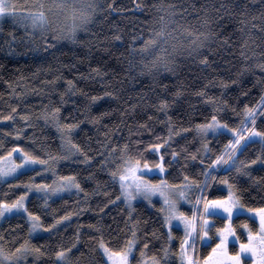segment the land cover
<instances>
[{"label":"snow or ice","instance_id":"obj_1","mask_svg":"<svg viewBox=\"0 0 264 264\" xmlns=\"http://www.w3.org/2000/svg\"><path fill=\"white\" fill-rule=\"evenodd\" d=\"M137 6L143 7L142 4ZM154 7L158 15L149 21L150 26L131 37L130 70L135 69L139 76L153 77L162 70L172 72L177 56L185 52L189 56L196 54L202 63L208 64V56L200 50L207 46L213 34L207 27L212 20L207 16L201 18L204 28L201 30L190 23H178L177 9L165 0H158ZM112 8L113 3H107V9ZM103 12L105 8L99 0H0V19L10 17L16 24L24 26L29 37L43 41L45 50L54 47L58 40H76L81 31L89 32L99 18L98 13ZM246 23V20L241 21L242 25ZM113 38L122 39L119 35ZM15 39L13 35L12 41ZM8 43L11 46V41ZM246 43L241 47L244 48ZM240 55L248 58L245 51H241ZM257 67L264 69V62L258 63ZM68 85L71 88L73 81L69 80ZM13 94L25 95L24 92H16L15 88ZM198 94L205 96L207 102L213 105L210 119L190 124L188 128H177L168 117L167 137L157 136L156 142L149 140L146 147L139 146L144 143L140 139L134 142L129 139L122 144L107 141L103 145L105 151L99 153L102 159L98 164L108 171L109 180L118 185L119 191L115 200L109 197L104 207L122 200L129 209L125 228L130 233L120 246H110L104 238L103 229L106 226L103 223L97 221L88 225L99 233V237L90 236L89 239L96 240V248L92 250H102L101 255L106 257L103 264H175L177 257L179 264H264V197H261L259 206L246 203L240 187L245 182L244 177L252 179L253 183H264V177L253 176L252 168L258 165L264 169V120L257 123V118L264 116V95L253 106L245 105L237 113L239 122L234 123L230 122V118L218 115L225 110L227 101L217 100L204 91ZM177 95L180 93L177 92ZM160 106L162 111H166L168 101L161 100ZM18 107L19 104L9 105L7 114L0 113V121L15 122L18 115L24 121H31L32 114L25 112L21 115L17 112ZM60 113L61 108L49 100V104L42 105L36 117L55 127L60 141L58 150L42 144L39 146L41 151L37 152L32 146L23 144V128L6 133L16 138L10 142V147L0 139V184L12 180L14 183H8V189L18 193L14 197H9L7 193L0 196V220L19 217L27 228L26 235L12 231L7 239L0 233V264H28L29 257L38 259L45 255L54 256L52 264H79L80 257L85 255L83 252L79 256L74 253V250L79 251L80 225H77L74 239L67 246L57 242L56 248L44 249L32 242L33 234L40 231L49 235L58 233V226L70 222L73 215L82 211L79 207L65 211L63 215L54 216L53 222L47 223L43 209L30 208V194L42 200L44 209H47L49 201L61 193L75 190V194L79 195L85 192L77 174L65 175L58 170L61 161L78 158V154L83 155L84 163L93 159L74 140L78 123H66ZM28 126L31 125H25ZM143 127L152 131L147 124ZM190 129H194L199 138L198 148L188 151L181 146L180 151H161L164 145L171 148L173 138ZM209 136L220 146L214 147ZM221 138H226V142H222ZM255 145L260 146L258 154L251 157L248 153ZM157 153L158 158H150L156 157ZM168 155L170 159H166ZM197 161L198 164L195 163ZM189 164L191 170H187ZM177 165L179 177L170 180L173 171H177ZM23 176L28 179L22 180ZM223 192L226 195L217 194ZM87 196L85 192V200ZM138 201H145L157 210L159 228L145 231L147 221L133 217L132 213L136 210L133 202ZM100 211L103 212V208ZM241 216L245 218L241 219ZM16 227L22 225L17 224ZM174 229L182 231L178 251L173 246ZM142 231L143 237L138 235ZM149 235L164 238L159 254L156 251L149 254V244L152 243L147 239ZM137 251L139 257L136 256ZM89 264H94V260L90 259Z\"/></svg>","mask_w":264,"mask_h":264},{"label":"trees","instance_id":"obj_2","mask_svg":"<svg viewBox=\"0 0 264 264\" xmlns=\"http://www.w3.org/2000/svg\"><path fill=\"white\" fill-rule=\"evenodd\" d=\"M99 2L104 6L105 12L98 13L99 18L89 32L81 31L76 40H58L54 47H47V50L42 40L29 37L27 31L16 24L6 21L0 25V113L7 114L9 105L19 104L18 113L32 114L31 121H24L20 115L15 122L0 121V139L10 147V142L16 138L6 133L15 128H23V144L32 146L37 152L41 151L39 146L42 144L51 145L58 150L60 141L55 127L36 119L42 105L49 104L51 100L61 108L60 115L66 123H78L74 130V140L88 156L93 157L91 161L84 163L83 155L78 154V158L61 161L58 166L62 174H77V179L88 194L87 200L84 198L85 192L61 196L62 199L58 197L50 200V207L44 209L42 200L34 195L30 197V208L43 209L47 223L53 222L54 216L63 215L65 211L78 207L82 210L81 214L73 215L68 224L60 227L58 233L32 239L33 243L42 245L44 249L56 248L57 242L67 246L74 239L77 225H80L79 251L74 250V253L79 256L83 252L85 255L80 257L79 264H89L90 259L94 260V264H103L105 261L100 250H92L96 248V240L89 237H99V233L89 228V224L100 221L106 226L103 229L104 238L110 246H120L124 237L130 235L125 228L128 217L123 203L115 201L104 207L109 197L115 200L119 195L118 185L112 184L108 171L98 164L102 159L99 153L105 151L103 145L107 141L122 144L129 139L133 142L140 139L144 143L139 146L146 147L149 140L156 142L157 136L167 137L168 117H171L172 124L177 128H188L190 124L210 119L214 111L213 105L207 102L205 96L198 94L201 91L217 100L227 101L225 110L218 115L230 118V122L234 123L239 122L240 116L237 113L245 105L253 106L264 95V69L257 67L258 63L264 62V0H165V3H170L177 9L180 24L190 23L204 30L201 18H210L212 23L207 27L213 34L209 37L207 46L200 50L208 56V64L202 63L196 54L189 56L185 52L177 56L174 71L162 70L155 77L139 76L135 69L130 70L129 51L131 37L150 26L149 21L158 15L154 7L158 0ZM109 2L113 3L110 10L107 9ZM139 4L143 7H138ZM243 20L247 21L244 25L241 24ZM13 35L16 37L14 41ZM115 35L122 39H114ZM245 41L246 46L242 48ZM241 51L246 52L247 59L240 55ZM69 80L73 81L71 88ZM13 88L25 95H14ZM92 97L97 99L93 100ZM161 100L168 101L166 111L161 110ZM233 109L236 111L233 112ZM262 120L264 116L258 117L257 123L260 124ZM26 124L31 126L25 127ZM145 124L152 131L145 130ZM27 137L35 139L33 141ZM194 137V129L181 132L173 138L171 148L164 145L161 151H180L181 146L194 151L199 147V138ZM209 139L214 147L220 146L211 136ZM221 140L226 142V138ZM259 147H252L248 155L254 157L258 154ZM183 155L182 152L181 156ZM158 156L159 153L150 158ZM170 158V155L166 156V159ZM181 163H184L183 159ZM195 163L198 164V161ZM252 168L254 177H264V169L258 165H253ZM176 169L169 177L170 180L178 179L179 165ZM187 170H191V164ZM21 179L26 181L28 177L23 176ZM243 181L245 182L240 187L245 202L259 206L261 197H264V183H253L248 177H244ZM8 183L14 181L9 180ZM8 183L0 184V196L7 193L9 197H14L18 194L9 191ZM217 194L226 195V192ZM134 207L136 210L133 217L147 221L145 231L151 232L152 228H159L160 217L156 209L142 202L136 203ZM101 208L103 212L100 211ZM244 218L241 216V219ZM17 224L22 227H16ZM23 225L24 222L19 217H10L0 225V233L6 239L12 231L26 235L27 228ZM160 231L164 232L165 229ZM138 235L143 237V231ZM174 236L176 241L173 246L177 251L180 230L174 229ZM147 239L152 241L149 244V254L152 251L159 254L164 238L149 235ZM136 256L139 257L138 251ZM53 259L54 256L51 255L38 259L29 257L28 263L52 264Z\"/></svg>","mask_w":264,"mask_h":264},{"label":"rangeland","instance_id":"obj_3","mask_svg":"<svg viewBox=\"0 0 264 264\" xmlns=\"http://www.w3.org/2000/svg\"><path fill=\"white\" fill-rule=\"evenodd\" d=\"M6 21H9V22H11V23L16 24V23L13 21V19L9 17V18L0 19V25H1L3 22H6ZM16 25L19 26V27H21V28H23V29H25L24 26H22V25H19V24H16ZM25 30H26V29H25ZM221 187H222V186H221ZM71 195H76V194H75V190H73L72 193H61V194H59L58 196L53 197L52 199H56V198L61 197V196H71ZM31 196H33V194H30V197H31ZM34 196H35V195H34ZM121 202H122V200H121ZM139 202H142V203H144L145 205H147V202H145V201H138V202H133V203H134V205H135L136 203H139ZM122 203H123V202H122ZM123 205H124V207L126 208L127 213H128L129 209L127 208L126 204L123 203ZM147 206L150 207V205H147ZM132 215H133V213H132ZM5 220H6V219H4V220H0V225H1ZM68 223H69V222H64L63 226H65V225L68 224ZM217 223H219V221H217ZM63 226H58V228L63 227ZM180 232H181V237H182V231H180ZM44 234H48V233L43 232V231H40V232H38V233L33 234V238H35V237H37V236L44 235ZM175 241H176V238H175L174 241H173V245H174ZM178 249H179V247H178ZM177 251H178V250H177ZM100 252L102 253V250H100ZM103 258H104V260H106V257H103ZM28 261H29V258H28ZM28 264H29V263H28ZM109 264H110V262H109ZM175 264H179V259H178V257H177L176 260H175Z\"/></svg>","mask_w":264,"mask_h":264}]
</instances>
